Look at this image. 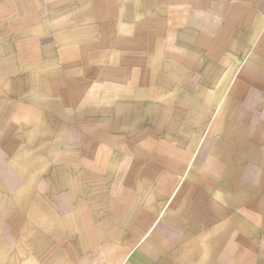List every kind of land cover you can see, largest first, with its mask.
<instances>
[{"label": "crops", "instance_id": "0c3cea01", "mask_svg": "<svg viewBox=\"0 0 264 264\" xmlns=\"http://www.w3.org/2000/svg\"><path fill=\"white\" fill-rule=\"evenodd\" d=\"M0 264H264V0H0Z\"/></svg>", "mask_w": 264, "mask_h": 264}]
</instances>
